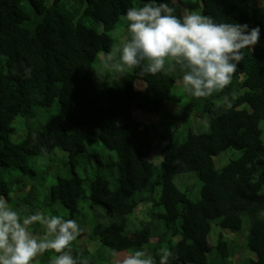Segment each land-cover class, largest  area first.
Wrapping results in <instances>:
<instances>
[{
    "label": "trees",
    "instance_id": "1",
    "mask_svg": "<svg viewBox=\"0 0 264 264\" xmlns=\"http://www.w3.org/2000/svg\"><path fill=\"white\" fill-rule=\"evenodd\" d=\"M253 1L163 0L177 16L201 11L216 22L261 27L229 86L206 98L186 94L182 104L172 100L182 73L170 62L156 76L139 69L121 76L101 63L109 52L119 56L127 9L148 0H0V196L24 214L62 203L78 236L85 234L83 201L104 206L113 218L92 223L91 232L111 255L142 251L159 264L168 252V264H242L236 257L244 250L243 258L249 251L256 259L243 264H264V8ZM52 108L59 113L45 126L28 125L15 138L18 117ZM137 110L163 114L161 125L137 119ZM193 116L206 117L209 130L188 126ZM231 148L242 154L219 168ZM41 156L48 159L42 179L34 165ZM87 164L93 171L84 177L78 170ZM56 166L57 182L38 201L36 185ZM192 172L202 182L197 197L176 184ZM141 206L148 219L128 233L125 218ZM214 225L233 236L220 233L212 244ZM70 254L106 264L74 242ZM48 256L35 264H50Z\"/></svg>",
    "mask_w": 264,
    "mask_h": 264
},
{
    "label": "clouds",
    "instance_id": "2",
    "mask_svg": "<svg viewBox=\"0 0 264 264\" xmlns=\"http://www.w3.org/2000/svg\"><path fill=\"white\" fill-rule=\"evenodd\" d=\"M259 2L264 6V0ZM171 3L175 4V0ZM175 12L163 0H148L139 8H128L127 36L121 41L119 56L114 58L109 52L101 58L103 67L121 76L134 69H139L141 76H156L170 62L182 73L186 94L206 98L221 92L230 85L242 50L252 49L260 41L261 27L216 22L198 12L183 16ZM79 233L75 219L39 211L24 214L0 196V264H35L37 257L50 250L58 253L50 264H88L70 254ZM169 255L165 252L159 264H168ZM121 264H154V260L136 251Z\"/></svg>",
    "mask_w": 264,
    "mask_h": 264
},
{
    "label": "rangeland",
    "instance_id": "3",
    "mask_svg": "<svg viewBox=\"0 0 264 264\" xmlns=\"http://www.w3.org/2000/svg\"><path fill=\"white\" fill-rule=\"evenodd\" d=\"M253 2H255V4L258 7L264 8V6H261L259 0H254ZM197 12L202 14L201 11H197ZM119 34H120V32L116 31V32H114L113 36L118 39ZM186 96H187L186 93L183 91L182 82H179L177 84L176 89L173 92L172 100L180 101L183 104L184 101H186V99H187ZM173 106L177 107L175 105H173ZM246 106H248V105H246ZM58 113H59V111L57 108H52V109H49L48 111H45L43 116H41L40 118H27L24 116L18 117V119L14 123V126L16 127L15 138L20 139L21 137H23L25 135L26 128L28 125L45 126L46 122L49 119L56 116ZM135 116L137 119L153 121V122L157 123L159 126L161 125V121L163 118L162 117L163 114L157 115V114H151V113H146V112H144L142 114L141 111H139V110L136 111ZM188 126H190L194 131H208L209 130V123H208V119L206 117L205 118H198L196 116H193L191 118L190 124ZM261 127L263 129V140H264V121L261 122ZM158 152H160L159 149H157L155 153H158ZM105 153L107 154L108 159L111 155L114 156V159H116L115 153L108 151V150H106ZM241 154H242V151H240V150H236L233 148L227 150L226 152L221 154V156H219L218 162H217L218 167L219 168L224 167L226 164H228L230 162V160L232 158H236V157L240 156ZM56 155L60 159L61 158L66 159L67 158L66 154L63 151H61L60 149L56 150L55 156ZM51 157H53V156L51 155ZM46 160H48V159L46 157H42V156L36 157L34 160V165H36L37 173H39L38 177L40 179H42L43 176H45L43 174V171L46 169V165H47ZM95 163H97V162H95ZM54 169L55 170L53 172H51L50 175L46 176L47 179L45 181H41V183L36 185V188L39 190L38 194L40 196L38 201H41L42 198L45 196V194L47 192H49L51 185L55 184L57 182V177H56L55 173H56V171H58V167L56 166ZM92 171H93V169L91 168V164H87L86 166L80 168L78 170V173H80L81 175L86 177L87 173L92 174ZM69 172L70 171H69L68 167L63 168V174H68ZM176 184L178 185V187L181 190L190 191L194 197H197L200 194V189L202 187V182H201L197 172L177 175ZM85 204H86V202L84 200L83 205H82V206H84V208H82L81 212L78 213L79 218L83 219L82 221H86V223L85 222L83 223V225L85 227L84 228L85 234L82 236H77L76 240L74 241L75 245H77L78 247H80V246L88 247L91 250V252L94 254V256L100 262L105 261L106 264H121V261L124 258L132 255L134 253V251L133 250H125L123 252H120L119 254H115V255L112 254L111 255L106 249L102 248V246H101L100 242L97 240V238L92 235V232H91L92 223L101 222V223L106 224V223H109L113 217H111L107 213L104 206H98L96 209H88V208H86ZM37 211L48 214V215L59 214V215H63L64 217H67L70 215V211L68 209L64 208L62 203L57 204L55 207L40 208L38 206V208H35L33 211L26 212V214L31 213V212H37ZM145 211H146V206H141L139 209H137V211L134 214L129 215L125 218V220L128 224V229H127L128 233H131V234L134 233L136 230H138L140 228L141 221H144V219H148L147 213H145ZM36 232L37 233L40 232L38 227L36 228ZM220 233H222L226 236H233V234L229 230H224V229L214 225L213 232L211 234V243L212 244L215 243L216 238L218 237V235ZM148 248H149V246L146 247V249H148ZM46 253L49 254L50 257L49 256L48 257L51 259L55 258L58 255V253H56L55 251H52V250H50ZM46 253L43 254L42 256L37 257L36 261H38L39 263L44 262L45 258H47ZM244 253H245V251L243 250L236 257L237 263L241 262L243 264L250 259H256L255 253L249 252V251H248L247 258H243ZM188 264H192V263H188Z\"/></svg>",
    "mask_w": 264,
    "mask_h": 264
}]
</instances>
